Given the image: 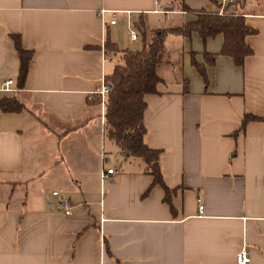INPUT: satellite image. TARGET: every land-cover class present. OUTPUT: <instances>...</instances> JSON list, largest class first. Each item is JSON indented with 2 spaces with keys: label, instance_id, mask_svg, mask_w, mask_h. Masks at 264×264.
Returning <instances> with one entry per match:
<instances>
[{
  "label": "crops",
  "instance_id": "0c3cea01",
  "mask_svg": "<svg viewBox=\"0 0 264 264\" xmlns=\"http://www.w3.org/2000/svg\"><path fill=\"white\" fill-rule=\"evenodd\" d=\"M228 2L0 0V87L13 81L0 99L23 107L0 112V264H235L242 248L264 264L263 0L237 7L256 31L241 66L219 53L222 34L165 36L162 81L144 95L143 143L159 152L167 194L107 137L96 104L113 55ZM11 34L32 52L21 87ZM246 116L258 120L242 128ZM108 169L118 173L102 179ZM50 182L60 187L45 195Z\"/></svg>",
  "mask_w": 264,
  "mask_h": 264
},
{
  "label": "trees",
  "instance_id": "16d2710c",
  "mask_svg": "<svg viewBox=\"0 0 264 264\" xmlns=\"http://www.w3.org/2000/svg\"><path fill=\"white\" fill-rule=\"evenodd\" d=\"M244 1L228 2L221 13L195 11L196 20L179 27L162 29L153 33L142 50L122 51L121 62L115 65L110 75L105 77L111 86L106 96L104 112V127L107 137L115 142L125 155L142 159L146 164L147 173L153 177V184L161 186L166 194L169 191L164 187L158 170L159 152L149 149L143 143L145 134L143 113L146 108L144 95L156 92L157 84L162 81L157 67L166 51L165 36L167 33L190 36L192 32H196L205 40L208 37L222 34L223 44L219 53L232 57L236 64L241 66L244 58L252 53L244 38L246 35L256 32L246 25L244 16L237 13V7ZM182 8L189 10L184 5ZM137 28L144 36L142 20L137 23ZM11 39L18 52L17 85L21 87L27 75L32 52L21 46L17 34H11ZM105 45L107 49L115 51L114 45L109 40H106ZM211 57L213 60L215 55ZM194 64L198 70L202 71L199 64L195 62ZM22 110V105L15 97L0 99L1 113L12 114ZM253 120H258V118L246 116L241 127L243 128L248 121Z\"/></svg>",
  "mask_w": 264,
  "mask_h": 264
},
{
  "label": "built area",
  "instance_id": "2783aa9c",
  "mask_svg": "<svg viewBox=\"0 0 264 264\" xmlns=\"http://www.w3.org/2000/svg\"><path fill=\"white\" fill-rule=\"evenodd\" d=\"M225 1V0H224ZM229 2H232L234 0H226ZM222 11L220 10L219 13H221ZM105 13V10H101L100 11V15L103 16ZM111 23H114L115 20L111 19L110 21ZM129 38L131 41H136L138 39V31L135 28L133 23H129ZM13 81L11 79H8L6 81H4L1 84L0 89L1 90H10L11 89V85H12ZM110 84L105 80V78H102L101 83L99 85L98 90L96 91V94L99 97V103H100V108H101V114H102V119L104 120V110H105V101H106V96L110 90ZM118 172L114 169H108L105 172V175H102V179H104L106 176H112L117 174ZM53 195L58 196L57 192H54ZM60 207L64 210L65 215L69 214L70 211V202L66 199H62L60 201ZM203 210V206L200 205L198 206V211L200 213H202ZM235 264H251L250 258L248 256V252L245 248H242L237 254H236V258H235Z\"/></svg>",
  "mask_w": 264,
  "mask_h": 264
},
{
  "label": "rangeland",
  "instance_id": "374dc122",
  "mask_svg": "<svg viewBox=\"0 0 264 264\" xmlns=\"http://www.w3.org/2000/svg\"><path fill=\"white\" fill-rule=\"evenodd\" d=\"M128 31V30H127ZM126 34H125V32H123V33H121V37H122V42H123V45H124V47H125V44H126V42H127V39H126ZM123 47V48H124ZM127 48V47H126ZM125 48V49H126ZM177 47H175V46H173V49L175 50ZM172 51V50H171ZM164 56L162 55V58H163ZM164 59V58H163ZM112 60H113V62H117V64L118 63H120L121 62V58H120V54H115V55H113L112 56ZM96 103V102H95ZM96 104H98V106L100 107V103H99V99H98V97H97V103ZM100 110H101V108H100ZM104 112H105V110H104ZM97 118V117H96ZM29 152V147L28 148H26V153H27V156L28 155H30V153H28ZM60 184V183H59ZM58 184V182H56V183H54L53 184V182H50L49 183V185L48 186H46V190H45V192H46V194L45 195H50L51 194V192H52V189H54V188H59L60 187V185Z\"/></svg>",
  "mask_w": 264,
  "mask_h": 264
}]
</instances>
